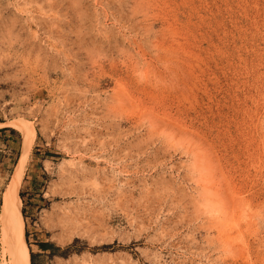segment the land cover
I'll return each mask as SVG.
<instances>
[{"label": "rangeland", "instance_id": "1", "mask_svg": "<svg viewBox=\"0 0 264 264\" xmlns=\"http://www.w3.org/2000/svg\"><path fill=\"white\" fill-rule=\"evenodd\" d=\"M0 124V264L32 127L31 264H264V0H0Z\"/></svg>", "mask_w": 264, "mask_h": 264}, {"label": "bare ground", "instance_id": "2", "mask_svg": "<svg viewBox=\"0 0 264 264\" xmlns=\"http://www.w3.org/2000/svg\"><path fill=\"white\" fill-rule=\"evenodd\" d=\"M35 137H36L35 128L32 127L31 129H28L26 132L27 144L25 146L20 162L16 167L15 175L13 177L11 184L9 185V188H8V191L5 197V223L6 225L5 223H3V225H5L7 228L8 251L11 256L10 264H31V253L29 251V247L27 245L26 238H25L22 201L19 195V188L24 178L23 177L24 168L27 163L28 154L31 151V147H32ZM218 209L219 208H217V210ZM221 209L222 208L220 207V210ZM223 213L225 212L223 211Z\"/></svg>", "mask_w": 264, "mask_h": 264}, {"label": "trees", "instance_id": "3", "mask_svg": "<svg viewBox=\"0 0 264 264\" xmlns=\"http://www.w3.org/2000/svg\"><path fill=\"white\" fill-rule=\"evenodd\" d=\"M0 131H6V129H2ZM40 246L44 249V250H48V249H56L55 246H53V244H49V243H44V244H40Z\"/></svg>", "mask_w": 264, "mask_h": 264}]
</instances>
